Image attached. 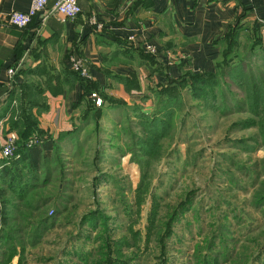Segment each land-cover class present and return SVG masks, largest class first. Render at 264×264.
<instances>
[{"label":"rangeland","instance_id":"1","mask_svg":"<svg viewBox=\"0 0 264 264\" xmlns=\"http://www.w3.org/2000/svg\"><path fill=\"white\" fill-rule=\"evenodd\" d=\"M232 26L205 93L187 88L188 63L163 80L148 69L147 97L94 108L88 94L82 132L51 138L33 174L0 176V264H264V104L254 117L242 83L264 86V19Z\"/></svg>","mask_w":264,"mask_h":264},{"label":"crops","instance_id":"2","mask_svg":"<svg viewBox=\"0 0 264 264\" xmlns=\"http://www.w3.org/2000/svg\"><path fill=\"white\" fill-rule=\"evenodd\" d=\"M77 2L80 12L71 19L51 11L48 0L24 27H16L6 21L8 13L26 10L30 0H0V143L8 131L18 137L31 116L42 130L40 139L69 137L75 124L82 132L90 117L81 106L91 92L100 97L96 108L104 103L102 93L125 102L147 97L148 69L155 80H163L167 70L175 75L184 63L212 70L230 26L264 19V0ZM148 43L155 48L150 58ZM72 53L83 59L86 77L74 76ZM166 59L172 60L168 67ZM88 81L96 86L91 91L83 87Z\"/></svg>","mask_w":264,"mask_h":264},{"label":"trees","instance_id":"3","mask_svg":"<svg viewBox=\"0 0 264 264\" xmlns=\"http://www.w3.org/2000/svg\"><path fill=\"white\" fill-rule=\"evenodd\" d=\"M235 25V24H234ZM238 26V25H237ZM237 26H230L229 29L225 32L224 37H223V43L222 46H225V41L227 39V36L233 32L232 30L234 27ZM230 30V31H229ZM229 31V32H228ZM235 33V32H234ZM235 35L232 36L231 40L234 38ZM231 47V43L227 44V48L223 51L220 50V56L219 58L215 61L214 67L212 70H192L191 72L188 71V76L189 80L186 78L184 79L185 82H189V86L187 87L190 90L197 91L198 93H205L206 88L208 85H211L212 83L216 82L219 78V75L223 74L224 68L222 65L227 62L228 56H229V50ZM150 58V57H149ZM154 60V58H152ZM227 64V63H226ZM225 65V64H224ZM229 66V65H225ZM191 70V69H189ZM185 71L180 72V74H183ZM75 77L80 76L76 71H74ZM180 76V75H179ZM184 76V75H183ZM261 75H259L260 77ZM166 78V77H165ZM183 80V79H182ZM263 80V79H262ZM254 81L253 74L248 71V74L244 77L242 80V83L246 85V99H247V108L249 112L254 116L257 117L261 112H259V107L257 105L260 102V99H262V103L264 104V86H262L260 89L257 87L258 85L252 83ZM87 84H83V87L86 89H89L90 87L95 88V84L92 82L88 81ZM93 84V85H91ZM157 93V102H161L160 98L163 97L162 91H156ZM102 98H110L108 97L109 95L102 93L101 94ZM111 100V99H110ZM257 107V108H256ZM142 111V110H141ZM254 117H248L244 119L243 121L247 124L249 122L254 121ZM27 119H29L27 117ZM35 117L31 116L29 119L28 125L22 128L19 131L18 137L16 139V151H17V156L16 157H8L4 158L3 160L0 159V164H1V169H0V176H5L7 180L15 181L16 178L20 175L23 176L24 174L31 173L33 174L36 170L41 165V159L46 158L47 155L49 154L51 148L53 147V141L50 137H43L40 140H36L30 144L25 143V137L31 132V131H37L38 133L42 134V130H40L36 124H35ZM148 121H151L149 119ZM264 122L263 117L262 119L258 120V123L261 124ZM264 124V123H263ZM262 124V125H263ZM13 156V155H12ZM12 183V182H11ZM0 201H6V198H4V192L3 190H0ZM2 208L4 209V205H2ZM8 221V219L5 217L4 214L1 215L0 217V224H5ZM2 228V227H1ZM0 237L1 239H6L10 238V230L8 228L1 229L0 231Z\"/></svg>","mask_w":264,"mask_h":264},{"label":"built area","instance_id":"4","mask_svg":"<svg viewBox=\"0 0 264 264\" xmlns=\"http://www.w3.org/2000/svg\"><path fill=\"white\" fill-rule=\"evenodd\" d=\"M48 0H30V5L26 10H12L8 13L6 21L16 27H24L38 11L43 10L47 5ZM51 11L58 13L64 18H73L80 12V6L77 0H52ZM145 49L149 52H154L155 48L152 44H146ZM71 68L76 71L80 76H87V69L83 63V59L75 56L73 53L68 57ZM10 74L12 70L7 69ZM92 100L95 104L100 103V97L94 92L90 93ZM17 136L14 131H8L1 143L0 152L2 157L8 158L11 156L14 146L16 145ZM31 139H29L30 142ZM34 142V141H33ZM30 144V143H27Z\"/></svg>","mask_w":264,"mask_h":264}]
</instances>
